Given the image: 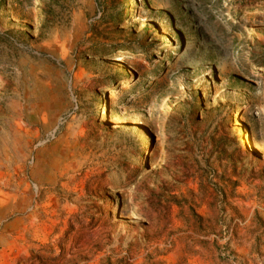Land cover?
<instances>
[{"label": "rangeland", "instance_id": "1", "mask_svg": "<svg viewBox=\"0 0 264 264\" xmlns=\"http://www.w3.org/2000/svg\"><path fill=\"white\" fill-rule=\"evenodd\" d=\"M0 264H264V0H0Z\"/></svg>", "mask_w": 264, "mask_h": 264}, {"label": "bare ground", "instance_id": "2", "mask_svg": "<svg viewBox=\"0 0 264 264\" xmlns=\"http://www.w3.org/2000/svg\"><path fill=\"white\" fill-rule=\"evenodd\" d=\"M44 103L46 102L41 101L40 105ZM49 104H45L47 108ZM40 105L38 106L39 108ZM71 148V142L68 136V139L61 138L47 150L39 153L35 158L30 177L37 179L39 184H49L57 176L63 178L65 182L74 180L83 171L84 165L77 162L72 165L65 164L66 160L72 154ZM62 187H64V184H62Z\"/></svg>", "mask_w": 264, "mask_h": 264}]
</instances>
